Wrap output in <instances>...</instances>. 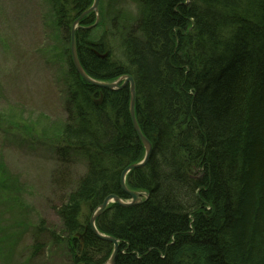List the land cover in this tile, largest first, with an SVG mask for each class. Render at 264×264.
<instances>
[{
  "label": "trees",
  "instance_id": "16d2710c",
  "mask_svg": "<svg viewBox=\"0 0 264 264\" xmlns=\"http://www.w3.org/2000/svg\"><path fill=\"white\" fill-rule=\"evenodd\" d=\"M136 1L138 20L117 38L118 53L80 32L76 41L89 77L132 76L137 122L152 145L126 178L147 198L111 204L96 229L117 239L115 264H264V0ZM43 2L45 28L53 18L69 36L71 10L78 17L93 0ZM45 39L38 53L60 61V46ZM74 71L65 74L67 125L54 155L64 168L82 155L86 172L54 206L57 223L38 220L13 264H104L113 244L91 232L89 218L108 195L128 199L119 175L145 154L129 87L101 91Z\"/></svg>",
  "mask_w": 264,
  "mask_h": 264
},
{
  "label": "rangeland",
  "instance_id": "374dc122",
  "mask_svg": "<svg viewBox=\"0 0 264 264\" xmlns=\"http://www.w3.org/2000/svg\"><path fill=\"white\" fill-rule=\"evenodd\" d=\"M46 11L43 0H0V264H13L26 252L38 220L57 223L54 206L86 172L82 155L74 153L65 168L54 155L67 125L64 84L65 74L74 71L69 50L74 22L78 20L75 43L80 32L89 43L103 41L118 53L117 38L138 20L140 7L136 0H100L93 23L83 25L73 9L69 36L53 18L45 28ZM54 13L52 9L49 16ZM47 36L60 46L58 62L38 53Z\"/></svg>",
  "mask_w": 264,
  "mask_h": 264
},
{
  "label": "water",
  "instance_id": "95a60500",
  "mask_svg": "<svg viewBox=\"0 0 264 264\" xmlns=\"http://www.w3.org/2000/svg\"><path fill=\"white\" fill-rule=\"evenodd\" d=\"M98 2H99V0H93L92 6L90 8H88L86 11H84L79 16V18L81 19L85 15H87L91 12H95L97 5H98ZM77 23H78V20L74 22L73 28L71 30L70 49H69L71 60H72V65H73L76 73L87 84H89L93 87L100 88L101 90H115V89H122L125 86L129 87V92H130L129 114H130V118L132 121V126H133V129H134L137 137L141 141V143L144 147V150H145V155H144V158L141 162L127 166L126 168H124V170L120 174V178H119L120 187H121L122 191L124 192V194H126L129 197V202L123 201L117 195H109L102 201V203L99 206H97L95 208V210L92 212V214L89 218L88 227L91 230V232L100 240L113 244L112 253L109 256L108 260L104 264H115V259H116L118 249H119L118 241H117V239H115L113 237L104 236V235L100 234L95 227V221L106 210L109 203H115L116 205H119V206H129V205L138 204L141 202V200L143 198H147V194L144 192L128 190L125 186V177L131 170L142 167L146 164V162L148 161V159L151 155L152 146H151L150 141L145 136H143V134H142V132L138 126V123L136 121V118H135L134 105H135V98L136 97H135V83H134L133 78L130 75H124V76L118 78L117 80H115L114 82H109V83L108 82H99V81L89 77L84 72V70L82 69L80 62L78 60L77 51H76V43H75V32L77 29ZM99 97H100L99 98V101H100L102 99V95H99ZM99 101H96L95 103L97 104ZM79 238L82 239V236L79 235Z\"/></svg>",
  "mask_w": 264,
  "mask_h": 264
},
{
  "label": "bare ground",
  "instance_id": "6f19581e",
  "mask_svg": "<svg viewBox=\"0 0 264 264\" xmlns=\"http://www.w3.org/2000/svg\"><path fill=\"white\" fill-rule=\"evenodd\" d=\"M132 77V76H131ZM152 146V145H151ZM145 155V154H144ZM147 163V162H146ZM194 177L199 178L202 176V171L201 170H195V172L193 173ZM146 193V192H145ZM147 194V193H146ZM148 195V194H147ZM125 202H129V201H125ZM137 205V204H135ZM129 206H134V205H129ZM205 211H209V209L205 210Z\"/></svg>",
  "mask_w": 264,
  "mask_h": 264
}]
</instances>
